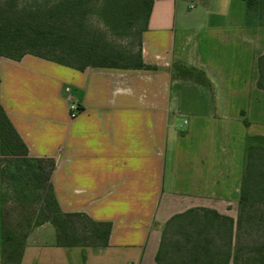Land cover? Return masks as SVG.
Returning <instances> with one entry per match:
<instances>
[{
	"label": "crops",
	"instance_id": "1",
	"mask_svg": "<svg viewBox=\"0 0 264 264\" xmlns=\"http://www.w3.org/2000/svg\"><path fill=\"white\" fill-rule=\"evenodd\" d=\"M263 52L245 0H154L142 33L151 68L1 56L0 104L29 154L53 158L59 207L111 223L106 246L59 245L50 221L37 224L20 264H159L165 223L192 208L231 217L234 241L245 151L264 135ZM176 61L209 84L175 74ZM2 191L0 160V264Z\"/></svg>",
	"mask_w": 264,
	"mask_h": 264
},
{
	"label": "trees",
	"instance_id": "2",
	"mask_svg": "<svg viewBox=\"0 0 264 264\" xmlns=\"http://www.w3.org/2000/svg\"><path fill=\"white\" fill-rule=\"evenodd\" d=\"M154 0H0V57L20 60L32 54L62 65L151 68L142 58V33L147 28ZM264 0H245L247 14L263 7ZM99 3V4H97ZM100 7L104 27H128L142 18L138 48L113 53L93 34L89 7ZM257 7V8H256ZM260 23V22H259ZM257 86L264 88V52L257 58ZM179 76H193L209 84L203 72L180 61ZM246 123V121H245ZM253 139L256 143H253ZM245 151L238 214L235 220L207 208H192L172 216L164 225L156 253L159 264H264V245L246 249L240 240L242 225L256 232L264 223V135H254ZM6 160V168L2 164ZM0 160L2 187L7 172L15 181L16 208L6 206L2 191L1 264H20L31 228L50 221L56 242L63 246H106L109 221H95L81 212L63 211L51 185L54 160L34 157L0 104ZM15 210V212H14ZM219 219V220H218ZM218 220V221H217ZM173 227L172 238L168 231ZM83 235H79V233ZM219 239V241H218ZM172 247L178 250L173 251ZM184 248L183 254L179 249ZM179 259V260H178Z\"/></svg>",
	"mask_w": 264,
	"mask_h": 264
},
{
	"label": "rangeland",
	"instance_id": "3",
	"mask_svg": "<svg viewBox=\"0 0 264 264\" xmlns=\"http://www.w3.org/2000/svg\"><path fill=\"white\" fill-rule=\"evenodd\" d=\"M99 2V0H98ZM99 4V3H97ZM257 8V7H256ZM100 7L91 6L89 7V18L91 19L92 25L95 27H92L93 34L97 35V37L100 38V40L103 42V44L107 48L113 49V53H123V52H129L134 51L138 48L139 43V30L142 25V18H138L133 22L132 26L128 27L126 25H123L118 23L115 27V29H110L109 27H104L102 23V14H101ZM255 17L259 20L261 24H264V2L263 7L255 10ZM258 123H253L252 125V131L260 130ZM253 143H256V141L253 139ZM11 157L8 156H2V164L3 167L6 168V160ZM8 175H6L3 183V189L6 199V206L9 209L16 208V194H15V181L10 176L9 172H7ZM15 212V210H14ZM238 214V212H237ZM174 229L173 227L168 231V236L173 237ZM79 235H83V233H79ZM240 240L243 246L248 249L249 247L254 245H258L259 243H262L264 245V223L262 227L256 232L253 228H251L250 224H243L242 228L240 229ZM219 241V239H218ZM173 251L178 250L177 247H172ZM179 251L183 254L185 251L184 248L179 249ZM179 260V259H178ZM180 264V260L178 261Z\"/></svg>",
	"mask_w": 264,
	"mask_h": 264
},
{
	"label": "built area",
	"instance_id": "4",
	"mask_svg": "<svg viewBox=\"0 0 264 264\" xmlns=\"http://www.w3.org/2000/svg\"><path fill=\"white\" fill-rule=\"evenodd\" d=\"M68 90H69V87H66V91ZM69 110H70L71 115H75L76 113L80 111V107L75 101H71L69 104Z\"/></svg>",
	"mask_w": 264,
	"mask_h": 264
}]
</instances>
